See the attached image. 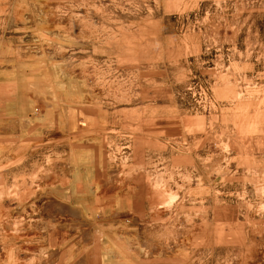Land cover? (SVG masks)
Instances as JSON below:
<instances>
[{
  "label": "rangeland",
  "instance_id": "1",
  "mask_svg": "<svg viewBox=\"0 0 264 264\" xmlns=\"http://www.w3.org/2000/svg\"><path fill=\"white\" fill-rule=\"evenodd\" d=\"M0 65V264H264V0H0Z\"/></svg>",
  "mask_w": 264,
  "mask_h": 264
},
{
  "label": "crops",
  "instance_id": "2",
  "mask_svg": "<svg viewBox=\"0 0 264 264\" xmlns=\"http://www.w3.org/2000/svg\"><path fill=\"white\" fill-rule=\"evenodd\" d=\"M5 68L8 69V71H6ZM6 72H7V74H5ZM8 72H10L9 68H7L4 65H0V87L2 89H7L8 86H11V87L14 86V87H16V94L20 93V86L22 85L21 80H19L18 78L11 77L12 72H10V74ZM6 99L8 100V102H9V100L10 101L15 100V98L8 97V96H6ZM9 127H10V129H9ZM9 127H8V129L10 131H13V129L15 130V127L14 128L12 126H9ZM82 187H84V186L82 185Z\"/></svg>",
  "mask_w": 264,
  "mask_h": 264
}]
</instances>
